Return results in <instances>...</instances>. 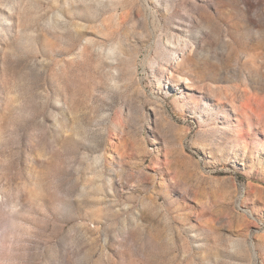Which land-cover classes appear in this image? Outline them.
Segmentation results:
<instances>
[{
    "label": "rangeland",
    "instance_id": "1",
    "mask_svg": "<svg viewBox=\"0 0 264 264\" xmlns=\"http://www.w3.org/2000/svg\"><path fill=\"white\" fill-rule=\"evenodd\" d=\"M0 264H264V0H0Z\"/></svg>",
    "mask_w": 264,
    "mask_h": 264
}]
</instances>
